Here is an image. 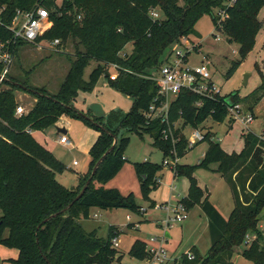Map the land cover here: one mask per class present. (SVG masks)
I'll return each instance as SVG.
<instances>
[{
	"label": "trees",
	"instance_id": "1",
	"mask_svg": "<svg viewBox=\"0 0 264 264\" xmlns=\"http://www.w3.org/2000/svg\"><path fill=\"white\" fill-rule=\"evenodd\" d=\"M0 4L6 6L4 21L8 24L18 11L31 12L45 6L53 25L38 42L60 39L62 46L72 40L76 47L75 59L56 94H50L46 88L31 87L11 74L9 81L0 83V246L19 252L17 259L7 262L120 264L123 253L112 244L116 228L111 227L108 239H104L97 231L86 232L80 221L90 219L93 208L139 211L133 193L125 196L118 189L105 188L124 167V152L130 142L128 134L150 135L154 146L166 157H172V143L162 136L165 124L160 119L150 121L145 117L158 94L157 83L151 79L155 77L153 74L158 73L168 58L167 53L182 45L184 39L189 40L197 22L210 15L216 28L221 29L220 35L239 47L241 60L234 62L228 72L231 78L256 46L264 27L259 18L264 0H236L231 5L228 0H62L61 3L0 0ZM153 11L159 13V19L151 17ZM220 12L226 14L221 26L218 25ZM11 37L9 31L0 32V39ZM23 44L14 47L13 53ZM130 44L132 50L124 53ZM92 62L98 65L87 80L85 71ZM113 64L122 70L116 81H109L135 100L132 108L128 112L112 110L107 117L79 111L75 107L78 93L91 92ZM3 70L4 64L0 62V75ZM259 73L262 85L253 93L255 99L248 108L251 113L264 97V74L260 69ZM19 91L37 100L22 116L16 115ZM230 97L235 104H241L237 93L209 99L184 90L171 106V122L178 121L183 128L192 129L200 128L209 118L223 123L232 107L228 102ZM199 102L202 106L197 105ZM63 116L81 120L100 132L90 151L89 171L79 176L76 188H68L58 180L67 167L31 133L56 126ZM230 122H233L231 118ZM180 133L179 128L176 136ZM243 139V150L229 154L208 132L203 141L208 143V150L201 162L195 166L177 164L173 168L177 177H186L190 182L189 195L178 203L188 212L196 206L202 208L209 220L211 238L206 255L193 247L188 254L174 259L173 264H234L237 255L253 264H264V231L260 228L264 216V135L248 131ZM112 146L114 149L100 165L85 194L74 202L95 165ZM176 149L180 159L190 151L184 137ZM214 165L234 197V209L228 219L205 196L195 177L197 168L212 170ZM136 168L143 198L155 208L156 202L150 195L159 187L156 179L162 167L144 162L136 164ZM53 215L56 216L44 223ZM189 254L194 256L193 260ZM129 257L144 262L150 261L152 255L147 243L137 240Z\"/></svg>",
	"mask_w": 264,
	"mask_h": 264
},
{
	"label": "rangeland",
	"instance_id": "2",
	"mask_svg": "<svg viewBox=\"0 0 264 264\" xmlns=\"http://www.w3.org/2000/svg\"><path fill=\"white\" fill-rule=\"evenodd\" d=\"M59 2L61 3L62 0H59ZM260 18L264 23V7L261 10ZM187 44H189L187 49L192 50L189 64L198 66L206 60L209 61L211 63L212 81L221 90L222 96L237 93L239 95V101L242 104L241 118L249 116L251 112L248 108L255 99L253 93L262 85L259 68L264 74V27L258 35L254 50L231 78H228V72L234 62L241 60L239 47L236 44H230L225 35H220L217 32V28L210 15H205L197 22L195 25V33ZM193 45L197 48L194 49ZM43 46L44 48L41 50L34 44H23L19 46L14 55L10 74L12 77L29 84L31 87L46 88L50 94H56L68 75L72 60L75 59V43L72 40L67 41L58 48L59 53L55 52L53 47L47 44H43ZM187 49L185 46L182 47V51L184 52ZM131 50L132 45L130 44L124 53H128ZM169 55L173 57L172 50L167 53V56ZM97 65L96 62H92L88 66L85 71V79H89V76ZM109 72H113V70L109 69ZM246 74H251V76L248 79V84L245 86ZM153 75L157 76V73ZM16 96L19 104L27 108H25L26 112H29L37 101L32 95L23 91L17 92ZM134 101L133 98L116 89L110 83L109 78L102 76L91 92L80 91L78 93L76 107L87 113L94 114L97 117H107L115 109L130 110ZM260 123V121L255 122L250 127L254 133H261L262 126ZM232 124L233 127L231 128L229 117L223 123H217L209 118L200 126V129L202 128L204 132L210 131L214 135L215 141L224 139L220 145L227 151L239 152L244 146L243 133L251 130L244 128L245 125L239 120H233ZM63 128H66L68 131L67 136L72 142L70 146H63L58 143L62 134L58 132V129ZM99 133L98 130L87 126L81 120L63 116L56 126L44 132L35 131L33 135L35 139L48 147L50 152L67 166V168L71 167L72 171L69 170V172L72 174L83 172L89 168L90 151L97 141ZM185 134L188 137L191 134V129L188 128ZM127 136L130 138V142L124 152L126 158L124 167L106 185V188L118 189L125 196L133 193L135 203L140 207L139 211L135 213L128 209L111 210L93 208L91 209L90 219L80 221L82 228L88 233L97 231L99 237L108 239L112 226L121 227L120 229L123 230V233H121L119 228H116L115 231V235H118L120 240L119 247L116 249L123 253V260L120 264H136L139 262L129 257V251L137 240L146 242L148 250L149 247L156 248L160 246L161 243L159 242H151V238L161 239L166 237L164 246L169 255L173 256V259H179L184 254H188L193 246H196L202 255H206L211 247V238L206 228V217L203 213L202 216L199 215L201 213L199 209H193L189 212L188 219L182 223H174L171 226L159 223L158 220H165L167 217V211L164 208H159V206L171 205V207H174L176 204L175 200L172 199L171 202L160 205L158 203L156 205L157 207L151 208L150 203L143 198L136 164L144 163L145 160L150 159L152 163L162 165L163 153L154 146V140L150 135L145 134L141 137L136 133H131ZM91 137H94L93 141ZM207 149V142L199 143L197 147L180 159L179 164L196 165L198 159L201 158V155ZM74 162H77L78 166H74ZM214 167L217 168V165H214ZM169 168L173 167H165L162 189L159 194L160 200L164 198L168 190L176 198L185 195L187 192L186 188L189 180L186 177L177 178V183H170L168 185L170 182L168 174L171 171ZM195 174L203 184L206 181L211 182L208 180L211 177L210 170L199 167ZM222 182L224 184H221L220 187H215L213 192L214 202H221L222 199L228 201L229 191L232 193L227 183L223 180ZM175 184L176 187L174 186ZM233 200L234 198L231 196L229 205H220L221 210L225 214L227 213L228 206L231 208L234 206ZM95 215L98 217L94 218ZM129 215L132 217V221L128 220ZM1 216L2 213L0 211ZM139 221L144 222L139 223ZM167 234H169L168 238L166 236ZM8 235L9 232L7 231L6 236ZM6 251L8 252L4 254L0 253V264H4L3 258L12 256L10 253H14L15 249H6ZM238 257L242 256L237 255L235 259ZM236 264L253 263L242 257L237 259Z\"/></svg>",
	"mask_w": 264,
	"mask_h": 264
},
{
	"label": "built area",
	"instance_id": "3",
	"mask_svg": "<svg viewBox=\"0 0 264 264\" xmlns=\"http://www.w3.org/2000/svg\"><path fill=\"white\" fill-rule=\"evenodd\" d=\"M228 2L229 5H231L235 3L236 0H228ZM5 11L6 6L0 4V32L9 31L12 33L13 37L9 39H0V62L4 64V70L0 75V83L8 79L14 61V47L20 43L34 44L39 50L44 48L43 44H47L53 47L57 53L60 52L58 48L62 44L60 39H56L53 42H38V39L53 25L50 20V13L45 6H38L31 12L18 11L17 15L9 24L4 21ZM220 14L221 19L218 20V25L221 26L226 18V14L224 12H220ZM150 15L154 19H159L160 17L157 11L151 12ZM188 42L189 40L184 39L182 45L175 47L172 50L173 57L169 55L158 71L157 76L151 78L157 83L158 94L150 106L149 111L146 112L145 117L150 121L160 119L166 126L162 130L163 139L170 141L173 146L171 150L172 157H167L164 160L163 164L166 167L171 166L175 168L176 165L179 164L180 158L178 157L176 147L182 140V137L187 141V150L194 149L199 143H202L206 139L207 132H204L200 128H189L191 129V134L187 137L185 133L188 128H183L182 124L180 125L178 121L175 123L171 122V106L180 93L187 90L193 94L209 99H215L217 95L222 96L221 90L212 81L211 63L209 61L206 60L198 66L189 64L192 50L187 49L189 46V44H187ZM184 46L187 49L186 52L182 51V47ZM193 48L196 49L197 47L193 45ZM110 69H112L113 72H108V78L112 81H116L122 69L114 64L110 66ZM124 71L130 72L127 69H124ZM197 105L202 106V102H199ZM241 105L242 104L238 103L230 107L229 117L234 121H241L248 130V126L254 122V116L250 114L246 118H241ZM26 113V109L22 105H19L16 115L22 116ZM179 128L181 129V133L176 136V131ZM60 142L64 145H71V141L67 135H61ZM76 164L77 162H75V165ZM159 208H164L167 211V217L164 220V224L167 226H171L174 223H182L188 219V211L181 203H177L174 207H171V205H160ZM128 220L131 221L132 217L128 216ZM165 238L166 237L161 239L151 238V242H159L161 244L156 248L149 247V251L152 255L150 261L159 264H173L174 259H172L164 246ZM250 239L251 238H248V241H250ZM112 244L115 248L119 247L120 240L118 235L113 237ZM189 258L193 260L194 256L189 254Z\"/></svg>",
	"mask_w": 264,
	"mask_h": 264
},
{
	"label": "crops",
	"instance_id": "4",
	"mask_svg": "<svg viewBox=\"0 0 264 264\" xmlns=\"http://www.w3.org/2000/svg\"><path fill=\"white\" fill-rule=\"evenodd\" d=\"M259 18H260V16H259ZM260 20L262 21V19L260 18ZM263 22V21H262ZM260 69V68H259ZM108 78V77H107ZM28 94V93H27ZM36 101V100H35ZM77 102V101H76ZM76 102H75V107H76ZM21 105V104H20ZM24 106V105H23ZM26 108V107H25ZM77 108V107H76ZM27 109V108H26ZM78 110H80V111H82V112H85L84 110H81L80 108H77ZM123 111H125V112H128L127 110H123ZM253 113H251L253 116H254V122L252 123V124H250L249 126H248V129L249 130H251L252 131V128H250L255 122H258V121H260L261 123H260V125L262 126V129H261V133H259V134H257V133H255V134H257V135H264V97L254 106V108H253V111H252ZM85 113H87V112H85ZM92 115H94V114H92ZM95 116V115H94ZM61 119V118H60ZM230 119V118H229ZM180 125H181V123H179ZM57 125V124H56ZM230 127L232 128L233 127V124L231 123V125H230ZM244 128H247L246 126H244ZM202 129V128H201ZM64 130V131H63ZM203 130V129H202ZM34 132L35 131H32L31 133H32V135L34 134ZM58 132L59 133H62L61 135H67V133H68V131L66 130V128H63V129H58ZM205 132H207V131H205ZM208 132H210V131H208ZM207 132V133H208ZM244 132H245V130H244ZM253 132V131H252ZM228 133H229V131H228ZM254 133V132H253ZM244 134V133H243ZM86 135V134H85ZM34 136V135H33ZM99 136H100V133H99ZM99 136H98V138H99ZM61 137V136H60ZM68 137V136H67ZM92 138V141L94 140V137H91ZM37 140V139H36ZM98 140V139H97ZM38 141V140H37ZM224 141V139H220V140H218V142L221 144L222 142ZM39 142V141H38ZM40 143V142H39ZM58 143L59 144H61V145H63V146H70V145H64V144H62L61 142H60V139L58 140ZM96 143V142H95ZM42 144V143H41ZM43 146H45L44 144H42ZM71 145H72V142H71ZM199 145V144H198ZM197 145V146H198ZM196 146V147H197ZM46 147V146H45ZM49 151H50V149L48 148V147H46ZM223 148V147H222ZM243 148H244V146H243ZM158 149V148H157ZM193 150V149H192ZM208 150V149H207ZM223 150L225 151V152H227V153H229V154H232V153H240L241 151H239V152H236V151H233V152H229V151H227L226 149H224L223 148ZM161 151V150H160ZM191 151V150H190ZM162 152V151H161ZM207 152V151H206ZM206 152H203V154L201 155V158H199L198 159V163L196 164V165H198L200 162H201V160L204 158V156H205V154H206ZM163 153V152H162ZM188 153H189V151H188ZM188 153H186V155L188 154ZM185 155V156H186ZM163 156H164V158H163V162H162V165L161 164H158V165H160L161 167H162V170L160 171V173L157 175V183H159V181H160V183H159V187L156 189V190H154V192L152 191V193H151V195H150V198L152 199V200H154L155 202H156V205L159 203V205L160 204H164V203H168V202H171L172 201V199H174L175 200V203L177 204L181 199H183V198H185V197H187L188 195H189V189H190V182H188V186H187V188H186V194L185 195H182V196H180V197H178V198H176V197H174V195L172 196L171 195V193L169 192V190H168V193H166L165 194V196H164V198H161V200H160V192H161V189H162V180H163V177H164V175H165V167L166 166H164V160L167 158L165 155H164V153H163ZM184 156V157H185ZM90 161H91V158H90ZM90 161H89V165H90ZM150 162V163H152L151 162V160L149 159V160H145V162ZM179 163H180V161H179ZM152 164H155V163H152ZM74 166H78V164H76L75 165V162H74ZM189 166H191V165H189ZM193 166H195V165H193ZM67 167V166H66ZM171 171L169 172V180H170V182L168 183V185L170 184V183H177V178H181V177H177L176 175H175V173H174V171H173V168H169ZM212 170H210L211 171V177L208 179V180H210L211 182H205L204 184L202 183V181H200V179L197 177V175L195 174V177L197 178V180H198V184H199V186H200V188L204 191V193H205V196L206 197H208V199H209V201L213 204V206L220 212V214L225 218V219H228L229 218V216H230V214H231V212H232V210L234 209V206L231 208V207H229L228 206V210H227V213L225 214L222 210H221V208H220V205H229V199L231 198V196H233V194L232 193H230V191H229V196H228V201H224V199H222V201L221 202H214V197H213V192H214V190H215V187H220L221 186V184H224L223 182H222V180L223 181H225L226 183H227V181L224 179V178H222V176L220 175V174H218V173H216L215 172V170L217 169L216 167H214V166H212V168H211ZM69 170L70 171H72V169H71V167H69V168H67V170H66V172L64 173V174H61V175H58V180L63 184V185H65L66 187H68V188H76L77 186H78V183H79V176L80 175H83V174H86L88 171H89V168L88 169H86L85 171H83V172H76V173H70L69 172ZM172 184V185H173ZM227 185H228V183H227ZM175 187H176V184L174 185ZM228 187H229V190H231L230 189V186L228 185ZM105 188H106V186H105ZM232 192V191H231ZM155 193V194H154ZM232 194V195H231ZM172 197V198H171ZM234 198V197H233ZM227 200V199H226ZM219 201H220V199H219ZM233 202H234V200H233ZM174 204V203H173ZM175 204V205H176ZM158 205V206H159ZM157 207V206H156ZM194 209H199L200 210V212L201 213H199V215L200 216H202V213L205 215V217H206V219L205 220H207V224H206V228L208 229V231H209V220H208V218H207V216H206V214L203 212V210H202V208L200 207V206H196ZM192 211V210H191ZM190 211V212H191ZM188 214H189V212H188ZM96 216V215H95ZM95 216H94V218H95ZM130 216V215H129ZM98 216H96V218H97ZM132 221V220H131ZM146 221H148V220H146ZM159 221V223L160 224H162V223H164V220H158ZM142 222H144V221H139V223H142ZM206 222V221H205ZM264 216H263V219H262V221H261V224H260V228L264 231ZM130 224H132V223H130ZM129 224V225H130ZM128 225V226H129ZM112 227H114V228H121V227H119V226H112ZM130 227V226H129ZM121 230V233H123V230L122 229H120ZM120 233V234H121ZM119 234V235H120ZM209 235H210V231H209ZM167 236V238L169 237V234H167L166 235ZM211 240V239H210ZM193 247H196V246H193ZM192 247V248H193ZM191 248V249H192ZM6 249H8V248H6V247H4V246H0V253H7L8 251H6ZM200 251V250H199ZM12 256H10V257H6V258H3V260H4V264H9L7 261L8 260H10V259H17L18 258V256H19V252L15 249V252L14 253H10ZM171 257H172V259H173V256L172 255H170ZM175 258V257H174ZM239 258H242V257H238V258H236L235 260H234V264H236V262H237V259H239ZM175 259H177V258H175ZM125 263V262H124ZM159 264V263H156V262H153V261H139V262H137L136 264Z\"/></svg>",
	"mask_w": 264,
	"mask_h": 264
},
{
	"label": "water",
	"instance_id": "5",
	"mask_svg": "<svg viewBox=\"0 0 264 264\" xmlns=\"http://www.w3.org/2000/svg\"><path fill=\"white\" fill-rule=\"evenodd\" d=\"M219 33H221V29L218 30ZM251 74H246L245 75V81H244V85L246 86L248 84V79L250 78ZM105 77H108V74H106ZM6 81H9V79H6ZM21 86V85H20ZM24 90H28L27 88H24L23 86H21ZM29 92H35L32 91L31 89L28 90ZM228 102L231 106H234L235 102L234 99L232 97H230L228 99ZM64 131V130H63ZM114 149V146H112V148L110 150H108L106 152V154L98 161V163L95 165L94 170L92 172L91 177L89 178V180L87 181L86 185L84 186V188L82 189V191L80 192V194L77 196V198L75 199L74 202L80 200L82 198V196L85 194V192L87 191L92 179L94 178V176L96 175L100 165L102 164V162L104 161V159L107 157V155ZM72 205H70L66 210H64L65 212L68 211L71 208ZM56 215L51 216L50 218L46 219L44 221V223L48 222L51 218H54ZM49 262V261H48Z\"/></svg>",
	"mask_w": 264,
	"mask_h": 264
}]
</instances>
